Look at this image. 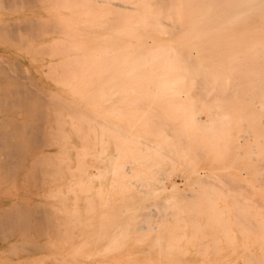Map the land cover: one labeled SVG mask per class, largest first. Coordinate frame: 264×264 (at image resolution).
<instances>
[{
  "label": "bare ground",
  "instance_id": "obj_1",
  "mask_svg": "<svg viewBox=\"0 0 264 264\" xmlns=\"http://www.w3.org/2000/svg\"><path fill=\"white\" fill-rule=\"evenodd\" d=\"M57 2L49 75L35 84L46 95L37 117L44 144L25 166L44 161L31 185L45 193L55 235L30 264H264V0ZM225 89L244 95L237 116L223 109L200 120L182 103ZM16 92L2 88L0 114ZM171 166L193 190L176 200V183L155 181ZM153 187L167 199L156 225L135 226L134 208L107 210ZM95 215L108 223L99 230L105 247L80 260L73 251L85 247L81 227Z\"/></svg>",
  "mask_w": 264,
  "mask_h": 264
},
{
  "label": "rangeland",
  "instance_id": "obj_2",
  "mask_svg": "<svg viewBox=\"0 0 264 264\" xmlns=\"http://www.w3.org/2000/svg\"><path fill=\"white\" fill-rule=\"evenodd\" d=\"M51 2L53 3L51 4ZM54 2H56V4ZM0 4V94L2 88L7 86L11 91H17L15 93L16 95L13 94V96H18L17 98L19 99V101H12L8 113L9 115L0 114V118L2 119L8 116L6 120L7 123L0 128V162L2 163L0 168V178H2L0 179L2 180V182L0 181V228L4 227V229H0V264H30L31 258L35 259V257L29 255L35 254L37 250L36 246L42 244L47 239L52 240L54 238L52 236L55 235V221L48 210L44 208L45 203L48 202L44 199L45 193L43 190L38 191V189L42 187H33L31 185L33 180H42L41 176L44 171V161H35L32 169L25 168V166L27 165V156H30L31 153L34 152V149L41 146V140H43L44 118L41 119L37 117L47 108L45 103L46 95L37 89L35 84L38 82L39 84L42 83L47 79V75H49L46 65L47 62H49V58L46 54L47 49H45V47L53 40L52 38L55 39L57 37V34H55L56 32L52 33V31H55L53 30L55 28L50 27L51 24L54 23L60 6H57L59 4L57 0H0ZM19 25L22 27L17 29ZM29 25L30 28L28 27ZM27 28L29 29L27 30ZM9 32L10 34H8ZM32 34L34 36H32ZM229 91L230 90L227 89L221 91L219 94H216V98L214 99L213 93H208L204 90L202 92L203 94L198 95L201 99L184 101L182 103H191L194 107L193 115L200 120L210 117L214 119L215 115L218 116L220 113H223V109H226V113L231 112L237 116L240 112L238 111L239 108L246 106V103L241 99L244 95H238L237 98V95H229ZM225 92L229 93L226 94ZM57 93L61 95L60 91ZM223 93L228 97H226L225 94L223 96ZM42 96H44L45 100H43ZM225 97L227 101L224 100ZM40 98L42 99L41 103L37 100ZM148 103L150 104L149 107L152 108L154 104L151 102ZM228 104L232 105L230 106ZM141 107L143 109L145 108L143 104H141ZM97 110H101V108L97 109L95 107L93 111H91L93 113ZM17 115H20L21 118H18ZM38 123L39 127L36 126ZM201 130L204 131L205 129L201 127L199 131ZM1 131H3V135ZM49 132L50 129L47 133ZM240 133V130H236L234 132V137ZM36 134L38 135L36 136ZM173 168H175V171ZM158 172L155 175V181L156 183L159 182V185L170 188L174 183L177 184L175 186L177 191L173 195H168V198L176 200L179 196L181 197L182 194L186 196L187 193L193 191L190 184H184L182 173H180L181 170L175 166L163 168L160 170L161 173ZM239 172L242 171L239 170ZM87 173L94 176L95 170L88 169ZM219 184L216 183L214 186L221 189L224 185L222 186L220 184L219 186ZM222 189L225 190L226 188L223 187ZM163 200L167 201L165 194H159V191L154 187L148 189L146 192L133 189L129 196L126 198L124 197L118 203H113L107 210L114 212L127 209V211H129L134 208V213L136 214L130 219L136 220L134 223L135 226L144 223L146 224L145 226L152 227L158 223L157 220L160 218L161 213L165 212V208H162L165 204ZM192 204L193 202L188 200V205ZM79 206L80 203L78 202V208ZM156 206L158 208L161 206V209H158ZM96 212L98 213L99 211L96 210ZM142 213L147 217H143ZM98 218L97 215L94 216V220L90 221L91 226L89 229V226L87 228H82L79 225L84 232L79 235L77 241L84 244L85 247L79 250L75 248L76 250L74 249L73 252L74 256L79 257L80 260L86 258L90 260L99 259L94 252H96L97 249L105 247L103 244L104 241L101 242L104 236H100L99 230L102 224L107 226L108 223L105 218ZM122 221L123 218L118 222ZM148 240L149 239H146V241ZM131 242L130 240L128 243ZM146 243L147 242L144 244ZM122 245H124V243H122ZM133 249L140 250V246ZM128 250H131V248ZM119 251L123 252L127 251V249ZM15 259L20 261H16Z\"/></svg>",
  "mask_w": 264,
  "mask_h": 264
}]
</instances>
